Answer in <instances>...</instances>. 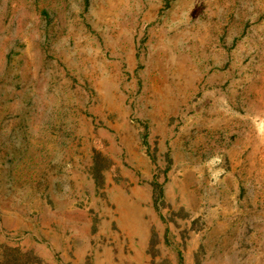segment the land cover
<instances>
[{
    "label": "rangeland",
    "instance_id": "374dc122",
    "mask_svg": "<svg viewBox=\"0 0 264 264\" xmlns=\"http://www.w3.org/2000/svg\"><path fill=\"white\" fill-rule=\"evenodd\" d=\"M13 250L264 264V0H0Z\"/></svg>",
    "mask_w": 264,
    "mask_h": 264
},
{
    "label": "trees",
    "instance_id": "16d2710c",
    "mask_svg": "<svg viewBox=\"0 0 264 264\" xmlns=\"http://www.w3.org/2000/svg\"><path fill=\"white\" fill-rule=\"evenodd\" d=\"M160 191V195H162V191L161 190H156V193ZM11 256V259L13 261L12 264H23V263H20L21 261H23V258H27V260L30 261V255L29 254H23L20 250H13V252L8 255L7 257L9 258ZM7 257H5L4 261L1 262L0 264H10V260H7ZM31 264V263H30Z\"/></svg>",
    "mask_w": 264,
    "mask_h": 264
}]
</instances>
